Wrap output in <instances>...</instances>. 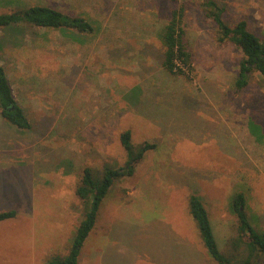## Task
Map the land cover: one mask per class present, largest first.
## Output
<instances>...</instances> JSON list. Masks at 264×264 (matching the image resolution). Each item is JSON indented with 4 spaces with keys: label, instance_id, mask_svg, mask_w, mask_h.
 <instances>
[{
    "label": "rangeland",
    "instance_id": "rangeland-1",
    "mask_svg": "<svg viewBox=\"0 0 264 264\" xmlns=\"http://www.w3.org/2000/svg\"><path fill=\"white\" fill-rule=\"evenodd\" d=\"M202 1L181 0L193 67L179 75L163 66L158 38L172 0H0L2 12L44 3L97 28H0V63L33 123L22 130L0 113V211H18L0 221V264H49L68 252L85 212L81 171L124 166V129L136 146L157 147L103 199L84 244L88 264H209L191 193L205 202L220 249L235 232L237 192L264 231V85L254 72L237 90L242 51L217 40ZM218 1L229 24L247 19L264 38V0ZM175 238L190 252L176 255Z\"/></svg>",
    "mask_w": 264,
    "mask_h": 264
},
{
    "label": "trees",
    "instance_id": "trees-1",
    "mask_svg": "<svg viewBox=\"0 0 264 264\" xmlns=\"http://www.w3.org/2000/svg\"><path fill=\"white\" fill-rule=\"evenodd\" d=\"M172 1L175 7L158 34L163 50L162 64L172 74L188 75L193 62L185 40V5L181 0ZM201 5L205 15L216 24L217 40L221 43L231 42L242 51L235 81L237 90L248 85L254 72L259 73L264 85V38L249 28L247 19H240L234 25L229 24L224 17L225 6L218 0H203ZM34 27L65 30L73 36L77 33L87 35L97 29L94 21L86 16L72 14L44 3L0 11V28L8 30ZM0 113L9 124L17 128L27 131L33 127L24 107L15 96L7 69L2 63H0ZM119 139L127 153L126 164L120 167L105 165L103 168L87 165L82 169L76 193L85 203L84 216L74 232L68 252L50 257L49 264H79L84 243L95 227L101 203L111 186L117 179L133 175L146 151L157 147V144L151 141H144L136 146L133 143L131 129L122 130ZM246 203L244 192H237L233 196L238 221L234 226V234L227 241V250L224 251L219 247L209 211L202 197L195 193L189 196V210L197 223L209 255L217 264H260V259L264 258V231L256 227L247 212L242 209ZM17 214L16 209L0 211V221L14 218Z\"/></svg>",
    "mask_w": 264,
    "mask_h": 264
},
{
    "label": "crops",
    "instance_id": "crops-1",
    "mask_svg": "<svg viewBox=\"0 0 264 264\" xmlns=\"http://www.w3.org/2000/svg\"><path fill=\"white\" fill-rule=\"evenodd\" d=\"M99 214V213H98ZM98 223V217H97V220H96V224ZM95 224V225H96ZM214 228V227H213ZM94 229V228H93ZM89 237V236H88ZM180 239V238H179ZM87 240V239H86ZM176 240H178L177 238H175L174 240H171V244L173 245L174 248H177V249H174L175 251V254L178 255L180 253H185V252H190L189 249H183L179 246H177V244H179ZM85 244V243H84ZM84 247L82 248V252H81V255H80V258H79V264H88L89 263V256H88V252L86 251L84 253ZM206 252L208 253L207 249H206ZM209 254V253H208ZM211 262L209 264H216L215 260L211 257ZM181 261H185V260H182V259H177V258H174V261L171 262L169 261L168 264H182Z\"/></svg>",
    "mask_w": 264,
    "mask_h": 264
},
{
    "label": "water",
    "instance_id": "water-1",
    "mask_svg": "<svg viewBox=\"0 0 264 264\" xmlns=\"http://www.w3.org/2000/svg\"><path fill=\"white\" fill-rule=\"evenodd\" d=\"M242 209H243V207H242Z\"/></svg>",
    "mask_w": 264,
    "mask_h": 264
}]
</instances>
